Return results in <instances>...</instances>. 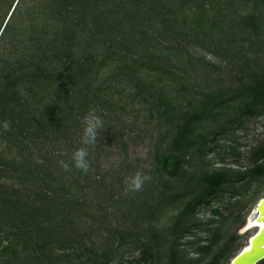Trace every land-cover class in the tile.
Wrapping results in <instances>:
<instances>
[{
  "label": "trees",
  "instance_id": "trees-1",
  "mask_svg": "<svg viewBox=\"0 0 264 264\" xmlns=\"http://www.w3.org/2000/svg\"><path fill=\"white\" fill-rule=\"evenodd\" d=\"M101 1L0 0V125L11 121V131L0 127V143L19 146L22 155L19 160L0 155V176L11 170L25 186L38 183L35 190L0 183V258L57 264L59 255L52 261L56 243L80 258L87 253L78 264H108V254L98 262L90 237L72 223L70 213L82 199L58 191L70 188L67 184L80 191L89 187L82 183L88 173L65 172L59 161H70L82 146L81 120L90 107L101 114L105 129L96 147L88 146L89 159L101 150L106 129L117 132L125 152L118 163V214L131 224L108 236L110 242L118 238V251L134 238L145 247L142 258L150 260L162 240L171 261H181L177 239L197 207L225 183L264 174V140L252 149L246 167L238 160L237 167H211L205 158L211 135L264 112V0H118L110 7ZM96 41L103 42L102 49L95 48ZM196 47L218 61L196 53ZM111 66L114 71L102 76ZM142 111L146 124L157 118L160 129L149 170L153 177L142 191L126 195L125 180L134 166L128 141L149 134L148 126L136 127L126 116L132 112L138 118ZM108 119H118V129ZM189 155L200 160L194 171L185 166ZM100 177L95 189L104 180ZM49 181L63 183L57 188ZM38 200L43 204L37 206ZM166 215L170 225L156 228ZM145 221L149 240L141 237ZM3 222L14 229H3ZM62 230L67 235L58 237Z\"/></svg>",
  "mask_w": 264,
  "mask_h": 264
},
{
  "label": "rangeland",
  "instance_id": "rangeland-1",
  "mask_svg": "<svg viewBox=\"0 0 264 264\" xmlns=\"http://www.w3.org/2000/svg\"><path fill=\"white\" fill-rule=\"evenodd\" d=\"M111 3H118L114 0H102V5L111 6ZM98 45H93L92 49H102L101 41H96ZM83 45V44H82ZM118 47V46H116ZM196 53H205L202 47H196ZM167 51V50H166ZM207 57L213 61H218V58L205 53ZM102 56V54L100 55ZM114 65V62L112 61ZM115 66H111L102 72V76L114 71ZM201 76L205 74L200 73ZM221 77V75H219ZM228 81V80H227ZM226 81V83H227ZM114 101H118V93L114 96ZM141 108V104H136ZM144 109V108H142ZM118 115V111L115 113ZM136 113H128L126 119L128 123H133L141 127H149V134L142 139L139 138L129 139L127 153L128 160L134 165L131 169L132 173H128L127 176H131L136 171L147 170L146 174L153 177V173L149 172L152 168L154 161V155L157 150V137L159 136L158 119H152L149 121V125L146 124L147 112L142 111L138 118L135 117ZM109 120V119H108ZM115 123L116 129H118V119L109 120ZM128 126H125L127 130ZM106 140L102 141L101 147L98 152H95L89 159L91 162V168L88 172V180H82L87 182L89 187L79 190L75 185H69L70 188H64L60 191L59 196H64L73 199L72 194H76L78 199L81 200L77 203L75 210L70 213L72 223L80 229L79 231L86 232L90 237V242H93L95 250L98 251V262H101L104 257V253L108 254V264H189V261H193L196 264H208L213 261L216 255H219L215 264H229L232 259L241 251V249L250 240L249 237L256 232L257 227L247 228L248 218L253 211L254 207L258 203L259 199L264 197V174L258 176V180H240L233 182V184H223L215 194L209 199L208 203H204L197 207L193 222L189 223L188 228L177 239L179 257L181 261H171L168 256L169 251L165 252L167 242L159 241L157 247H153L152 251L155 253V257L152 259L144 260L142 253L144 246L139 241L135 242L134 238L127 239L126 243H123L119 247L120 242L118 238L113 239L111 242L108 240V236H112L111 233L118 236V232L115 229L128 227L131 223L130 219L126 220L121 214H118V163L122 157H124V151L118 147V134L113 129H106ZM264 140V112L257 116H252L248 119L240 118L235 122L230 129L221 133L220 135H211L208 138L205 148L206 162H211V167H219L221 165H234L237 167V160L242 162L243 165L248 166L250 161L248 156L252 153V149L258 146ZM33 145V143H30ZM96 147V146H94ZM19 146L9 143L3 140L0 143V155L6 160L16 159L22 156L19 152ZM46 150V149H44ZM43 150V151H44ZM59 152V150H55ZM63 150H60L62 152ZM47 153H50V148H47ZM59 154H57V157ZM185 166L194 171L197 161L200 160L190 158ZM60 159V158H59ZM264 161V159H262ZM242 165V164H240ZM7 173V174H6ZM101 174V175H100ZM68 175V174H67ZM104 178L100 185H96L98 189L92 187L95 179ZM44 179V177H43ZM167 180H174L173 177L165 176ZM28 185H23L19 173L7 170L0 176V183H5L7 186L21 187L28 189H36L37 182L34 184V180ZM58 188L63 182L57 183L55 181H49ZM172 185H175L173 183ZM70 189V193L68 190ZM25 191V189H23ZM59 193V192H58ZM66 194V195H65ZM66 198H61V202L66 203ZM39 199V198H38ZM40 200L36 202V205H42ZM66 205V204H65ZM71 205L69 204V207ZM66 207H68L66 205ZM168 215L163 216L155 223L156 228H167L170 222L167 218ZM8 220V219H7ZM9 221V220H8ZM11 222L8 224L3 222L2 228L8 230L14 229L10 227ZM140 232L141 237L149 240V235L152 232L143 229L148 227V222L145 221L141 225ZM68 230L59 231L58 237L67 235ZM4 235V230L0 231ZM146 240V241H147ZM55 243V242H54ZM113 243V244H112ZM153 243L155 240L153 239ZM204 245H208L206 249ZM54 257H58L57 264H78L84 262L87 253L84 251V255L80 258L76 255V252L72 248L57 247L55 243ZM22 249V246L19 245ZM24 250V249H23ZM23 252H31L24 250ZM72 253V254H71ZM34 254V253H33ZM40 259V258H38ZM83 260V261H82ZM23 264H29L26 261H22ZM44 264L47 263L46 259L43 260ZM0 264H21L20 261L12 262L11 259L5 257L0 258ZM32 264H38L37 259H33ZM264 264V262L262 263Z\"/></svg>",
  "mask_w": 264,
  "mask_h": 264
},
{
  "label": "clouds",
  "instance_id": "clouds-1",
  "mask_svg": "<svg viewBox=\"0 0 264 264\" xmlns=\"http://www.w3.org/2000/svg\"><path fill=\"white\" fill-rule=\"evenodd\" d=\"M82 134L79 137L81 147H77L72 151L70 161H59L60 167L65 172H71L73 169L87 174L91 168L89 160L88 146H96L100 134L105 129V123L95 107H90L82 117ZM4 132L11 131V121L4 120L2 125ZM151 180V176L136 171L125 180L124 193H135L143 190L146 182Z\"/></svg>",
  "mask_w": 264,
  "mask_h": 264
},
{
  "label": "water",
  "instance_id": "water-1",
  "mask_svg": "<svg viewBox=\"0 0 264 264\" xmlns=\"http://www.w3.org/2000/svg\"><path fill=\"white\" fill-rule=\"evenodd\" d=\"M250 218L260 223L258 230L251 236L249 246L242 249L230 264H257L264 259V197L258 201Z\"/></svg>",
  "mask_w": 264,
  "mask_h": 264
},
{
  "label": "bare ground",
  "instance_id": "bare-ground-1",
  "mask_svg": "<svg viewBox=\"0 0 264 264\" xmlns=\"http://www.w3.org/2000/svg\"><path fill=\"white\" fill-rule=\"evenodd\" d=\"M260 223L259 222H257V221H253V219H249V221H248V223H247V228H251V227H254V226H258ZM254 234V233H253ZM252 234V235H253ZM251 235V236H252ZM251 236L249 237V239L251 238ZM249 246V241H248V243L242 248V249H244V248H246V247H248ZM241 249V250H242Z\"/></svg>",
  "mask_w": 264,
  "mask_h": 264
},
{
  "label": "flooded vegetation",
  "instance_id": "flooded-vegetation-1",
  "mask_svg": "<svg viewBox=\"0 0 264 264\" xmlns=\"http://www.w3.org/2000/svg\"><path fill=\"white\" fill-rule=\"evenodd\" d=\"M260 199H261V198H260ZM260 199H259V200H260ZM249 219H250V216H249V218H248V221H249ZM256 227H257V230H258V226H256ZM257 230H256V232H257ZM256 232H255V233H256ZM262 260H263V259H262ZM259 262H260V261H259ZM259 262H258V263H259ZM258 263H257V264H258ZM229 264H230V263H229Z\"/></svg>",
  "mask_w": 264,
  "mask_h": 264
}]
</instances>
